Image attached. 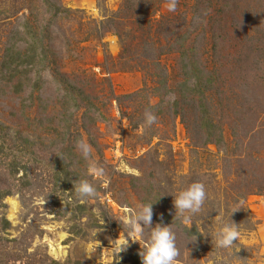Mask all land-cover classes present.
I'll use <instances>...</instances> for the list:
<instances>
[{"label":"rangeland","instance_id":"374dc122","mask_svg":"<svg viewBox=\"0 0 264 264\" xmlns=\"http://www.w3.org/2000/svg\"><path fill=\"white\" fill-rule=\"evenodd\" d=\"M168 3L0 0V264H141L147 229L113 253L142 202L177 264H223L224 209L242 234L220 257L264 264V0ZM85 178L98 198L81 203ZM197 181L208 199L183 225L173 199Z\"/></svg>","mask_w":264,"mask_h":264},{"label":"clouds","instance_id":"9594fccd","mask_svg":"<svg viewBox=\"0 0 264 264\" xmlns=\"http://www.w3.org/2000/svg\"><path fill=\"white\" fill-rule=\"evenodd\" d=\"M176 6L177 0H169L168 11L174 12ZM156 119V116L152 112L146 111L144 119L145 127H151L156 123ZM76 146L80 150L82 157L88 160L91 155L90 145L83 140H79ZM88 173L98 177L104 175L103 169L94 165L89 166ZM70 194L75 201L81 203L88 199L98 198L96 187L90 183L87 178L75 180L73 183V190ZM207 199L208 194L204 183L199 181L191 183L188 187L181 189L173 199L175 217L179 219L181 224L187 225L193 216L202 211L203 205ZM153 204L154 202L140 203L135 207L127 220L120 222L124 226L125 236L123 241L115 245L113 255L116 261L120 259L118 254L128 248L129 242L134 241V237L139 236L144 238L145 229H147L149 234L146 239L145 247L138 253L141 264H177V260L181 256V253L177 247L176 232L171 227V224L165 225L161 222L157 223L155 227H150L152 224ZM238 205L242 206L243 200H239ZM215 211L218 213L214 218L216 227L210 237L214 240L218 259L222 258L223 264H229L228 257H220V254L229 252V250L237 244L235 242L239 241L242 234L241 225L236 224L231 219L232 214L237 210H232L231 212L227 209ZM194 236V239H189L186 242L185 248L187 244L197 239V236Z\"/></svg>","mask_w":264,"mask_h":264},{"label":"bare ground","instance_id":"6f19581e","mask_svg":"<svg viewBox=\"0 0 264 264\" xmlns=\"http://www.w3.org/2000/svg\"><path fill=\"white\" fill-rule=\"evenodd\" d=\"M10 203V217L15 215V212L17 211V202L14 199L9 198Z\"/></svg>","mask_w":264,"mask_h":264}]
</instances>
